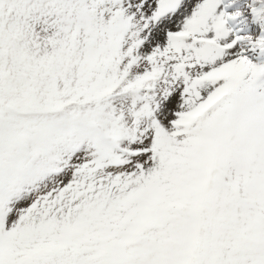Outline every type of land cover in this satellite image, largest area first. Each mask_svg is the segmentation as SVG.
Wrapping results in <instances>:
<instances>
[{
  "label": "snow or ice",
  "instance_id": "6c2138e0",
  "mask_svg": "<svg viewBox=\"0 0 264 264\" xmlns=\"http://www.w3.org/2000/svg\"><path fill=\"white\" fill-rule=\"evenodd\" d=\"M0 264H264V0H0Z\"/></svg>",
  "mask_w": 264,
  "mask_h": 264
}]
</instances>
